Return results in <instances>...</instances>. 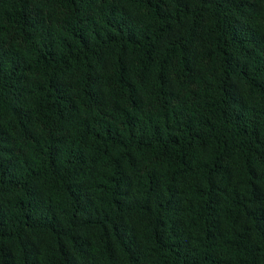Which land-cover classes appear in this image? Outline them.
Segmentation results:
<instances>
[{"label":"trees","instance_id":"obj_1","mask_svg":"<svg viewBox=\"0 0 264 264\" xmlns=\"http://www.w3.org/2000/svg\"><path fill=\"white\" fill-rule=\"evenodd\" d=\"M0 264H264V0H0Z\"/></svg>","mask_w":264,"mask_h":264}]
</instances>
